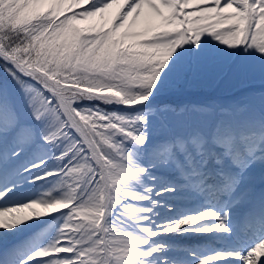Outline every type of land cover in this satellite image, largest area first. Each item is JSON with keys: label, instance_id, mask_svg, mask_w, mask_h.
Wrapping results in <instances>:
<instances>
[{"label": "snow or ice", "instance_id": "1", "mask_svg": "<svg viewBox=\"0 0 264 264\" xmlns=\"http://www.w3.org/2000/svg\"><path fill=\"white\" fill-rule=\"evenodd\" d=\"M0 264H264V0H0Z\"/></svg>", "mask_w": 264, "mask_h": 264}, {"label": "rangeland", "instance_id": "2", "mask_svg": "<svg viewBox=\"0 0 264 264\" xmlns=\"http://www.w3.org/2000/svg\"><path fill=\"white\" fill-rule=\"evenodd\" d=\"M94 23H99L98 21H94ZM220 84H212L211 81L207 82L206 84H203V85H198L190 90H187L185 92H183L182 94L185 95V93H190L191 96H195V97H201L199 95H201L200 93H203V91H199L200 89H209L207 92L208 93V96H213V98H210V99H215V100H219V101H223V102H228L230 101V98L236 96L239 94V89L236 93V95H232V93L230 94H225V93H219L218 90L220 91ZM247 86L251 87V88H254L256 89L257 91L261 88V85H260V82L259 80H256L254 82H251L250 84H248ZM181 93H175V94H170V93H164L162 94V97H170L171 96H179ZM219 97L221 98H225L224 100L223 99H220ZM195 101V100H193ZM186 240V239H184Z\"/></svg>", "mask_w": 264, "mask_h": 264}, {"label": "trees", "instance_id": "3", "mask_svg": "<svg viewBox=\"0 0 264 264\" xmlns=\"http://www.w3.org/2000/svg\"><path fill=\"white\" fill-rule=\"evenodd\" d=\"M80 9H76L75 11H79ZM199 91H201V89L199 90ZM205 92L206 91H208V88L207 89H205L204 90ZM186 97H194V96H191L190 95V93H185V95H183L182 93L179 95V96H171V98L170 97H160L159 98V102H162L163 103V100L165 99V98H167L168 100H170V101H176V100H180V99H185Z\"/></svg>", "mask_w": 264, "mask_h": 264}, {"label": "bare ground", "instance_id": "4", "mask_svg": "<svg viewBox=\"0 0 264 264\" xmlns=\"http://www.w3.org/2000/svg\"><path fill=\"white\" fill-rule=\"evenodd\" d=\"M115 11H116V8L114 7L113 9L110 10L109 14H107V15H110V14L114 13ZM188 238H190V237H184L182 240H184V239L188 240ZM182 240L178 239L177 243H181Z\"/></svg>", "mask_w": 264, "mask_h": 264}]
</instances>
